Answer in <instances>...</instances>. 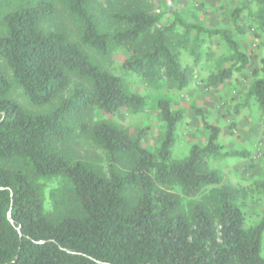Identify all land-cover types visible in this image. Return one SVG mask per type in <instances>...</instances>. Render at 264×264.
I'll return each mask as SVG.
<instances>
[{
    "label": "trees",
    "instance_id": "1",
    "mask_svg": "<svg viewBox=\"0 0 264 264\" xmlns=\"http://www.w3.org/2000/svg\"><path fill=\"white\" fill-rule=\"evenodd\" d=\"M60 3L81 24L79 40L61 29L43 26L56 16L53 0H38L3 16L0 264H264L260 255L264 216L246 227L237 194L228 186L215 187L220 176L208 168L207 159L244 154L221 150L220 127L207 120L209 108L191 107L208 131L206 143L193 144L183 159H172L174 131L182 115L172 111L168 99H160L165 132L153 153L141 144V132L133 138L114 123L86 118L92 110L115 114L122 108L142 107L146 99L93 61L83 46L103 56L114 47H131L132 55L122 63L125 69L149 80L163 73L179 86L186 84L188 72L177 49L191 42V53L196 55L197 42L188 36L191 31L195 36L218 37L231 51L233 62L211 73L208 87H216L245 69L252 56L228 29L187 23L177 14L173 21L158 27L161 13L128 8L113 14L121 27L110 33L100 27L91 0ZM242 10L238 7L230 14L238 30ZM257 17L264 26V13ZM177 24L183 34L173 44ZM262 43L264 47V40ZM5 66L33 104L44 105L58 98L54 107L44 113L30 112L11 98ZM254 74L246 97H253L264 114V54ZM73 75L81 81L64 94ZM77 130L108 152L106 171L69 157L57 145ZM56 176L67 182V188L58 194L71 193L80 214L57 219L47 215L37 179ZM262 176L264 192V172ZM208 187L215 190L211 199L198 200L196 196Z\"/></svg>",
    "mask_w": 264,
    "mask_h": 264
},
{
    "label": "rangeland",
    "instance_id": "2",
    "mask_svg": "<svg viewBox=\"0 0 264 264\" xmlns=\"http://www.w3.org/2000/svg\"><path fill=\"white\" fill-rule=\"evenodd\" d=\"M37 1L0 0V33L5 32L3 16L6 12L23 5H32ZM53 1L57 5L56 16L43 23V26L61 29L71 39L79 40L81 24L61 5L60 0ZM91 3L100 27L110 33L121 27L113 17L114 13L128 8H141L148 13L162 14L158 27L173 21L174 15L177 14L187 23L228 29L243 51L252 56L245 69L233 73L216 87H208L206 80L209 75L233 62L231 51L222 39L209 38L203 33L195 36L191 31L188 36L190 41L197 42L194 49L196 55L191 53V42L188 47L177 49L179 61L188 72L186 84L179 86L163 73L157 79L149 80L125 69L122 63L132 55L134 49L131 47H114L107 56H103L94 49L83 46L93 61L118 75L128 90L138 92L146 99L142 107L122 108L115 114L92 110L86 118L92 122L106 120L114 123L125 128L133 138L141 132V144L155 153L165 132L158 101L168 99L172 111H180L182 115L174 131L171 158L183 159L193 144L204 145L208 135L201 119L191 111V107L209 108L207 120L220 127L218 142L222 146L221 150L244 152L243 155L230 153L220 159H207L208 168L220 176V182L215 187L232 188L244 213L246 227L256 224L264 216V192L261 188L264 172V114L253 97H246V91L256 77L254 70L260 66V57L264 54V26L257 17L259 13H264V0H247V3L244 0H91ZM238 7L243 9L238 19L239 30L234 28L230 16ZM182 34L183 28L177 24L171 42L175 44V40ZM5 69L11 80L9 96L26 110L44 113L54 107L58 98L44 105L33 104L13 79L9 68L5 66ZM80 81L73 75L64 94ZM57 145L71 158L83 159L101 166L104 171L108 168V152L78 130ZM37 180L42 184L45 211L49 217L57 219L81 213L71 193L58 194L63 188H67L65 178L56 176ZM174 191L182 196L183 201L187 200L178 188ZM214 191V187L205 188L196 198L209 201ZM260 255L264 257V232Z\"/></svg>",
    "mask_w": 264,
    "mask_h": 264
}]
</instances>
